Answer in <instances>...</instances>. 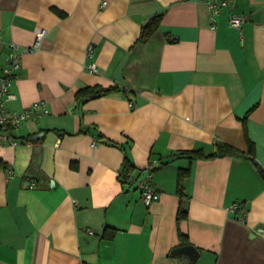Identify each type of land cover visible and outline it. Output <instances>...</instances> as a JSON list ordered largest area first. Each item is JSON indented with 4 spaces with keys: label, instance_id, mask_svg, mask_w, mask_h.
Returning a JSON list of instances; mask_svg holds the SVG:
<instances>
[{
    "label": "crops",
    "instance_id": "obj_1",
    "mask_svg": "<svg viewBox=\"0 0 264 264\" xmlns=\"http://www.w3.org/2000/svg\"><path fill=\"white\" fill-rule=\"evenodd\" d=\"M208 1L0 0V73L8 42L29 45L46 30L21 55L5 113L35 100L49 109L5 127L16 142L0 144V264H187L170 250L183 245L176 180L188 166L179 229L199 250L194 264H264V0L215 14ZM124 56L123 83L114 74ZM246 137L254 160L181 153L209 154L218 142L246 150ZM125 155L135 170L122 179ZM147 174L159 193L148 205L135 183Z\"/></svg>",
    "mask_w": 264,
    "mask_h": 264
},
{
    "label": "built area",
    "instance_id": "obj_2",
    "mask_svg": "<svg viewBox=\"0 0 264 264\" xmlns=\"http://www.w3.org/2000/svg\"><path fill=\"white\" fill-rule=\"evenodd\" d=\"M231 1L232 0H210L207 2V6L210 11L215 14L219 11L220 7L230 4ZM242 21L243 18L238 14H231L229 17L230 25L237 28L241 26ZM45 32V28H38L35 31L33 42L29 45H20L15 42H8L6 44L4 64L0 73V144H14L16 142L15 136L11 132L5 130L6 126L9 128L17 127L22 121L27 119L35 120L49 111L45 100H35L19 112L5 113L6 100L15 98V95L10 91V88L14 76L20 68L21 55L25 52L37 50L41 45V41ZM86 50L88 56H92L93 44L89 43ZM86 66L89 71L97 70L96 64L93 61H89ZM129 105L132 107L134 103L130 101ZM8 174H11V170H8ZM125 176L128 177L129 174L126 173ZM135 183L137 188L140 190L141 199L146 205L152 203L158 198L159 193L151 185L149 174L136 179ZM30 186H33V184ZM230 210L237 211L240 217L244 215L245 211L244 207L240 205L239 201H233L230 205ZM88 231L91 230L88 229Z\"/></svg>",
    "mask_w": 264,
    "mask_h": 264
},
{
    "label": "trees",
    "instance_id": "obj_3",
    "mask_svg": "<svg viewBox=\"0 0 264 264\" xmlns=\"http://www.w3.org/2000/svg\"><path fill=\"white\" fill-rule=\"evenodd\" d=\"M159 15H157L152 22L144 25L141 27L140 34L137 38V42H144L148 39V37L151 35L153 30L156 27V23L158 20ZM118 89V83L115 84H110L107 86H102L100 84H95V85H88L84 86L82 88H79L75 92V97L77 99L83 98H92V97H98L102 95H106L108 93H111L115 90ZM247 115V114H246ZM244 116V118L246 117ZM245 132V131H244ZM246 136V132H245ZM247 141V149L242 150L234 145H231L226 142H218L216 144V150L212 153L205 154L201 150H185L182 151L181 153H187L189 154L190 159H197V158H207V157H215V156H224V155H232V156H243V157H248L252 160H254V146L253 143L249 140V138L246 137ZM167 161H161L159 162L156 166L151 168V171L157 169L158 167L166 164ZM258 165L259 172L264 178V166ZM135 170L134 165L130 162L129 158L127 155L124 156L123 159V166H122V179H127L128 177L125 176L126 173L129 175L132 174ZM190 175V167H185V168H179L177 172V180H176V193L179 197V202H178V208L176 212V224H177V229H178V236L180 237V242L182 244H190L189 240L187 237L181 232L179 229V222L186 218L188 215V209L186 205V193L184 190V182L185 180L189 177ZM187 264H194V263H187Z\"/></svg>",
    "mask_w": 264,
    "mask_h": 264
},
{
    "label": "water",
    "instance_id": "obj_4",
    "mask_svg": "<svg viewBox=\"0 0 264 264\" xmlns=\"http://www.w3.org/2000/svg\"><path fill=\"white\" fill-rule=\"evenodd\" d=\"M153 16L154 14L150 15L148 18H146V20L142 24H145L146 21ZM125 60H126V56H124L123 59L120 61L114 74V78L123 83L125 82V80L122 76V67L124 65ZM38 136L39 135H37L36 137ZM170 254L172 256H184L188 259V263H194L197 257L199 256V250L196 246L192 244H183L172 248L170 250Z\"/></svg>",
    "mask_w": 264,
    "mask_h": 264
}]
</instances>
